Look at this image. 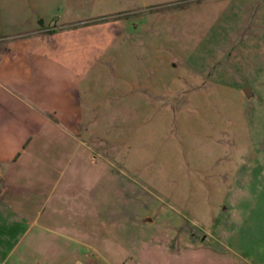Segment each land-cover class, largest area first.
Wrapping results in <instances>:
<instances>
[{"label":"rangeland","instance_id":"rangeland-1","mask_svg":"<svg viewBox=\"0 0 264 264\" xmlns=\"http://www.w3.org/2000/svg\"><path fill=\"white\" fill-rule=\"evenodd\" d=\"M9 50L91 155L0 160V264H264V0H0Z\"/></svg>","mask_w":264,"mask_h":264},{"label":"crops","instance_id":"crops-1","mask_svg":"<svg viewBox=\"0 0 264 264\" xmlns=\"http://www.w3.org/2000/svg\"><path fill=\"white\" fill-rule=\"evenodd\" d=\"M19 58L24 57L19 54L13 55L11 50L5 56L0 55V160L12 163V169L19 165L25 171L41 169L44 173H61L80 148L84 150L86 156L91 155L90 146L86 142H81L71 131L70 119H62V122L46 112H34L37 117L34 118V122L30 121V105L23 97L25 90L23 86L24 81H27L28 72L23 71V63H28L29 57L21 61L22 70L19 73L8 72V62H20ZM46 127L51 134L41 132ZM36 151L45 156L46 160L40 158L39 161H44L43 165L31 166L36 157H41L36 155ZM13 171L11 170V173ZM20 173L16 171L14 177L1 178V198L8 190L20 188L15 179Z\"/></svg>","mask_w":264,"mask_h":264},{"label":"water","instance_id":"water-1","mask_svg":"<svg viewBox=\"0 0 264 264\" xmlns=\"http://www.w3.org/2000/svg\"><path fill=\"white\" fill-rule=\"evenodd\" d=\"M242 92H243V94L245 95L246 98H251L252 97V90H251V87L249 85L244 87Z\"/></svg>","mask_w":264,"mask_h":264},{"label":"flooded vegetation","instance_id":"flooded-vegetation-1","mask_svg":"<svg viewBox=\"0 0 264 264\" xmlns=\"http://www.w3.org/2000/svg\"><path fill=\"white\" fill-rule=\"evenodd\" d=\"M38 25L42 26L43 25L42 21H39L38 22Z\"/></svg>","mask_w":264,"mask_h":264}]
</instances>
